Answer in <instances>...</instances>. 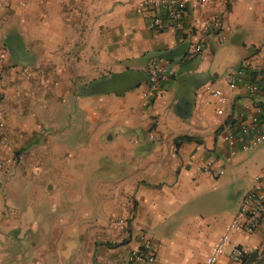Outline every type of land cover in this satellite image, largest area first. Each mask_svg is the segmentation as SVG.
<instances>
[{
	"label": "crops",
	"instance_id": "crops-1",
	"mask_svg": "<svg viewBox=\"0 0 264 264\" xmlns=\"http://www.w3.org/2000/svg\"><path fill=\"white\" fill-rule=\"evenodd\" d=\"M139 2L0 0L2 154L15 157L0 171V264H127L139 233L155 245L149 264H204L255 177L264 179V142L246 147L237 132L264 109V93L227 85L244 60L264 68V0H208L164 33L147 27ZM214 13L224 40L185 60L188 26ZM152 57L176 72L146 104ZM216 88L234 122L232 148L217 136ZM207 162L223 173L204 172ZM120 218L126 229H116ZM234 245L255 254L236 263ZM219 264H264V216L230 235Z\"/></svg>",
	"mask_w": 264,
	"mask_h": 264
},
{
	"label": "built area",
	"instance_id": "built-area-1",
	"mask_svg": "<svg viewBox=\"0 0 264 264\" xmlns=\"http://www.w3.org/2000/svg\"><path fill=\"white\" fill-rule=\"evenodd\" d=\"M208 0H140L137 7L144 13L147 27L156 32L164 33L168 30H181L184 28L186 20L191 12L203 8ZM189 30L192 35V42L184 55L185 60H191L201 55L208 40L215 38L217 41L224 40L223 18L219 13L200 19L191 23ZM257 57L244 60L240 68L227 77V85L231 89L245 87L249 94L264 93V84L260 79L252 80L246 78L250 74L252 65ZM2 54L0 53V77L3 73ZM264 63V59H263ZM264 69V68H263ZM147 83L146 104L159 98L164 91V83L175 75L176 69L170 62L161 57H152L147 64ZM209 90V85L206 86ZM210 93L215 99L217 108L216 114L224 117L219 120L217 125V136L220 140L232 148L236 142V135L232 131L234 122L228 118L225 105L227 97L218 88L211 89ZM5 114L0 109V171L5 169L7 164L15 162L14 155L2 154L8 145L7 134L4 130ZM237 132L247 139L246 147L253 148L264 142V109L258 108L256 113L248 120L238 124ZM204 172L213 177H218L223 173L222 169L214 171L213 163L207 162L203 168ZM264 216V179L255 177L251 188L243 195L237 210L225 230L218 236L204 264H219V258L224 253L233 232L244 231L252 232L256 229L259 220ZM115 222L118 230L126 229L127 219L120 218ZM137 244L131 248L127 254V264H149L156 260V249L152 240L145 234L137 235ZM255 253L252 247L234 245L230 251L231 258L236 263H241L244 257Z\"/></svg>",
	"mask_w": 264,
	"mask_h": 264
},
{
	"label": "rangeland",
	"instance_id": "rangeland-1",
	"mask_svg": "<svg viewBox=\"0 0 264 264\" xmlns=\"http://www.w3.org/2000/svg\"><path fill=\"white\" fill-rule=\"evenodd\" d=\"M51 246L50 244H44V250H46L48 253L52 250L51 249ZM67 249V246H65V250ZM63 262V263H62ZM69 261L67 260H64V261H60V264H68ZM92 259L91 261L89 260V262L87 261H80L81 264H94V262L92 263ZM42 264H51V261L50 260H43L42 261Z\"/></svg>",
	"mask_w": 264,
	"mask_h": 264
},
{
	"label": "trees",
	"instance_id": "trees-1",
	"mask_svg": "<svg viewBox=\"0 0 264 264\" xmlns=\"http://www.w3.org/2000/svg\"><path fill=\"white\" fill-rule=\"evenodd\" d=\"M259 72L264 73V69H262V70H260V71L251 70V72H250L251 79H252V80H257ZM189 138H190V137H187V136H180L177 140L189 139ZM254 254H255V253H254ZM254 254H252V255H250V256H248V257H244L243 262H244L245 260L249 259L250 257H252ZM243 262H242V263H243Z\"/></svg>",
	"mask_w": 264,
	"mask_h": 264
}]
</instances>
